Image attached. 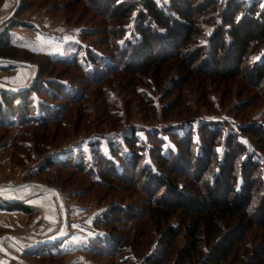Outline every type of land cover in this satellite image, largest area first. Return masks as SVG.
<instances>
[{"label":"rangeland","instance_id":"obj_1","mask_svg":"<svg viewBox=\"0 0 264 264\" xmlns=\"http://www.w3.org/2000/svg\"><path fill=\"white\" fill-rule=\"evenodd\" d=\"M259 2L264 6V0ZM200 24L199 37L206 40L213 27ZM114 25L116 27L95 12L88 0H4L0 5V36L3 35V41H6L0 46V59L12 61L0 62V84L21 91L32 88L36 81L37 84L44 80L60 82L62 88H71L69 95L80 100V103L66 99L50 102L34 94L33 102L36 99L44 101L53 107L54 115L62 118L44 127L31 123H10V126L0 127V188L7 190L0 195V200L30 204L33 212L28 215L0 209V245L24 263L150 264L160 257L164 259L162 264H178L176 258L187 246L183 234L169 245H162L161 238L165 228L179 225V212H173L167 224L163 220L157 225L149 216L153 204L140 190L116 182L110 187L98 186L93 182L98 174L91 176L74 167L62 168L57 161L66 160L67 155L79 157L85 164L83 169L90 168L93 173L98 170V153L103 151L108 158L109 144L119 145L132 129L136 131L139 148L146 145V132L157 131L155 136L162 144L160 155L166 154L173 145L162 131L184 117L192 118V122L181 126V134L190 126L196 129L200 124L213 122L230 123L236 128L240 126L242 116L256 124L264 121V99H259L256 91L244 81L236 79L226 85L207 82L204 89L196 78L184 76V72L178 74L172 62L173 66H167L169 70L164 77L152 79L149 74L144 83H136L134 89L126 88L127 77L117 68V48L123 49L127 40L132 41L133 25H122L125 38L121 40L112 36L117 28L116 23ZM93 55L97 58L94 68L87 63L78 67L86 57ZM21 62L30 66L19 64ZM111 62L117 64L115 69L105 68L110 67ZM183 76L186 84L180 83L175 91L166 95L172 84ZM65 105V114L61 115L59 112ZM242 107H246V111H241ZM226 129L223 128V137ZM39 137L45 139L40 143L41 150L36 145ZM193 140H197L196 134ZM217 148L221 152L218 153ZM148 149L149 144L143 151H137L138 156L147 161ZM193 149L195 147L192 152ZM223 149L222 145L215 147L218 158L223 156ZM49 159H52V167L42 169ZM184 160L188 162V159ZM53 189L57 191L58 199L52 193ZM58 201L64 206L67 223L53 243L43 245L54 256L34 257L25 250L54 236L62 225ZM110 210L122 217L107 225L103 218H107ZM127 215L131 217L123 218ZM263 228L257 226L247 233L249 249L260 246L264 239ZM233 229L230 227L227 234ZM109 234L116 243L115 254L90 255L86 251L90 242ZM11 236L16 239V244L11 241ZM200 247L202 256L196 257L193 253L184 264H199L209 254L204 242ZM111 248L102 250L110 252ZM35 250L30 249V252L33 254L37 252ZM0 262L18 264L10 261L1 249Z\"/></svg>","mask_w":264,"mask_h":264},{"label":"trees","instance_id":"obj_2","mask_svg":"<svg viewBox=\"0 0 264 264\" xmlns=\"http://www.w3.org/2000/svg\"><path fill=\"white\" fill-rule=\"evenodd\" d=\"M3 2L0 0V5ZM88 4L105 21L112 22L113 26L116 23L112 36L119 40L125 38L122 25H133L132 41L127 40L123 49L117 48L119 65L111 62L110 67H105L112 70L117 65L120 74L127 77L126 88L134 89L136 83H144L149 74L152 79L164 77L169 70L167 66L175 64L178 74L184 72V76L196 78L204 89L207 82L226 85L238 79L254 89L259 99H264V51L260 52L264 47V6L259 0H88ZM201 22L213 27L206 40L199 37ZM2 36L0 46L6 44ZM96 60V55L88 56L78 67L87 63L94 68ZM87 74L90 78L89 71ZM184 76L172 84L166 95L180 83L186 84ZM60 85V82L44 80L40 84L36 81L26 90H1L0 127L10 123L44 127L60 120L62 117L54 115L53 107L38 99L32 101L37 94L50 102L66 99L80 103L69 95L72 94L69 86ZM66 105L59 112L61 115L65 114ZM241 111H246V107ZM191 122L192 118L184 117L162 131L173 145V149L162 155L161 141L155 136L157 131L146 132L149 161L138 156L137 151H143L146 145L137 147L136 131L132 129L119 145L109 144L108 158L103 151L98 153V170L93 173L90 168L84 170L82 159L75 156L67 155L57 165L74 167L91 176L96 173L97 179L93 182L101 187H110L116 182L140 190L153 204L149 216L157 225L163 220L167 224L172 213L179 212V225L165 228L161 238L162 245H169L183 234L187 246L177 256L178 264H184L193 253L196 257L202 256L201 242L210 252L199 264H264V239L252 249L246 242L248 232L257 226L264 227V121L256 124L242 116L236 128L230 123L213 122L200 124L196 129L190 126L183 134L179 133L183 131V124ZM222 126L227 128L224 137ZM44 141L42 137L37 139L38 149ZM219 145L224 148L220 158L215 152ZM50 160H46L42 169L52 167ZM0 209L33 213L30 207L16 202L0 203ZM116 215L119 213L110 210L103 222L108 225L122 217ZM232 226L234 229L227 234ZM112 236L98 237L89 243L86 251L90 255L115 254ZM101 247L112 248L110 252H103ZM25 251L34 257L54 256L46 246L37 248L33 254ZM163 260L158 257L150 264H162Z\"/></svg>","mask_w":264,"mask_h":264},{"label":"water","instance_id":"obj_3","mask_svg":"<svg viewBox=\"0 0 264 264\" xmlns=\"http://www.w3.org/2000/svg\"><path fill=\"white\" fill-rule=\"evenodd\" d=\"M12 62V61H9L7 59H0V62ZM19 64H22V65H25L27 67L30 66V64L28 63H25V62H21ZM34 80V76L31 80V83L33 82ZM0 88H2L3 90H8V91H14L15 89H12L10 87H7V86H4L2 84H0ZM7 191V190H4V192ZM52 193H54V195L56 196V198L58 199V194H57V191H55L54 189L51 190ZM59 203V209H60V212H61V218H62V225L60 227V229L56 232V234H54V236L52 237H49L47 239H44L36 244H33L31 245V247L28 248V250L30 249H37V248H40V246H43V245H46V244H50V243H53L58 237L59 235L61 234V231L63 230V228L65 227L66 223H67V218H66V213H65V209H64V206L62 203ZM11 241L13 243L16 244V239L14 237H10ZM0 249L3 251L4 255L10 260V261H13L15 263H18V264H28V263H24L21 259H19L18 257H16L15 255H13L11 252L9 253L6 249H4L1 245H0Z\"/></svg>","mask_w":264,"mask_h":264},{"label":"snow or ice","instance_id":"obj_4","mask_svg":"<svg viewBox=\"0 0 264 264\" xmlns=\"http://www.w3.org/2000/svg\"><path fill=\"white\" fill-rule=\"evenodd\" d=\"M38 39H39V37H38ZM216 151L219 153V152H221V149L217 148ZM3 193H4V190L2 188H0V195H3ZM45 218L48 219V217H45ZM0 264H2V262H0Z\"/></svg>","mask_w":264,"mask_h":264},{"label":"crops","instance_id":"obj_5","mask_svg":"<svg viewBox=\"0 0 264 264\" xmlns=\"http://www.w3.org/2000/svg\"><path fill=\"white\" fill-rule=\"evenodd\" d=\"M11 201H12V200H11ZM11 201L8 202V201H5V200H3V201L0 200V203L2 202V204H6V203L9 204V203H11ZM26 206H28V207L31 208L30 204H27ZM3 211H4V210H3ZM5 212H7V211H5Z\"/></svg>","mask_w":264,"mask_h":264}]
</instances>
